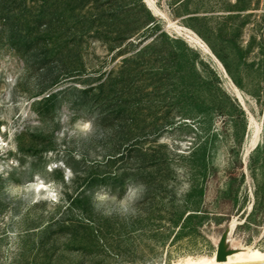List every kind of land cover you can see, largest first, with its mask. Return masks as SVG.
<instances>
[{
  "label": "rangeland",
  "instance_id": "obj_1",
  "mask_svg": "<svg viewBox=\"0 0 264 264\" xmlns=\"http://www.w3.org/2000/svg\"><path fill=\"white\" fill-rule=\"evenodd\" d=\"M153 1L158 54L135 58L123 26L82 33L98 8L0 0V264L264 249V0Z\"/></svg>",
  "mask_w": 264,
  "mask_h": 264
},
{
  "label": "trees",
  "instance_id": "obj_2",
  "mask_svg": "<svg viewBox=\"0 0 264 264\" xmlns=\"http://www.w3.org/2000/svg\"><path fill=\"white\" fill-rule=\"evenodd\" d=\"M71 2L73 3L72 10L74 11H76L79 7L83 8L85 6L98 8V11L96 13H91L89 16H83L82 19H84V22H82V33H86L94 29H96V31H100L106 28V26L116 24L117 27L123 26V28L120 29L118 27L120 29L118 30V33H120V35L116 36L113 41H116L117 43L126 41L128 44H134L136 38L133 37L137 34L141 35L139 37L140 40L138 41V43H143L147 40V43L140 48L137 54H134L135 58H143L146 55V52H148L147 50L149 49L154 50L153 52H158L157 46L158 42L163 38V31L160 33H154L156 21L154 15L146 5L144 0H137L135 2L125 0L124 3L119 2L117 3V7L113 12H107V9H105V5L109 4L111 0H71ZM139 6L142 7V10H140ZM109 16L112 17V22H107ZM41 17L46 16L41 15ZM56 19L57 18L55 15L50 14V18H46L45 20L47 31L49 34H51V36L56 32L61 33V31H56L55 27H57V25L59 24H63L62 20H59V22H57ZM39 21H44V19L42 18V20ZM80 21H82L81 18H77L75 20V23L78 24L80 23ZM58 36L62 37V34L57 35L56 37ZM151 36L152 39H149ZM57 54L58 52H53L52 50V53L50 55L53 56ZM162 57L166 56L162 54ZM75 69L76 68H67L65 72L70 73V71L73 72L75 71Z\"/></svg>",
  "mask_w": 264,
  "mask_h": 264
},
{
  "label": "bare ground",
  "instance_id": "obj_3",
  "mask_svg": "<svg viewBox=\"0 0 264 264\" xmlns=\"http://www.w3.org/2000/svg\"><path fill=\"white\" fill-rule=\"evenodd\" d=\"M146 2L153 10L158 8L153 0H146ZM191 36L203 43V40L199 37L195 35ZM204 46L207 45L204 44ZM231 236H228L229 240H227L229 243L227 246L225 243L227 255L223 259L218 258V248H216L212 254L199 256L188 255L176 261L174 264H235L264 261V249L254 245H242Z\"/></svg>",
  "mask_w": 264,
  "mask_h": 264
},
{
  "label": "clouds",
  "instance_id": "obj_4",
  "mask_svg": "<svg viewBox=\"0 0 264 264\" xmlns=\"http://www.w3.org/2000/svg\"><path fill=\"white\" fill-rule=\"evenodd\" d=\"M140 189H129V195L126 197L125 201L121 203L120 211L122 213H133L135 210L131 207V202L134 201L137 197V193Z\"/></svg>",
  "mask_w": 264,
  "mask_h": 264
},
{
  "label": "water",
  "instance_id": "obj_5",
  "mask_svg": "<svg viewBox=\"0 0 264 264\" xmlns=\"http://www.w3.org/2000/svg\"><path fill=\"white\" fill-rule=\"evenodd\" d=\"M226 239H227V234H225L222 237V239L220 240V242H219V245H218V258L219 259H223L227 255L226 246H225ZM235 264H264V261H261V262L235 263Z\"/></svg>",
  "mask_w": 264,
  "mask_h": 264
},
{
  "label": "snow or ice",
  "instance_id": "obj_6",
  "mask_svg": "<svg viewBox=\"0 0 264 264\" xmlns=\"http://www.w3.org/2000/svg\"><path fill=\"white\" fill-rule=\"evenodd\" d=\"M87 127V126H86Z\"/></svg>",
  "mask_w": 264,
  "mask_h": 264
}]
</instances>
